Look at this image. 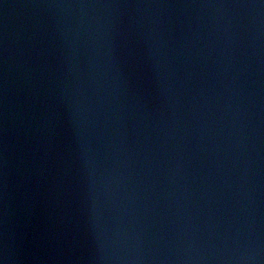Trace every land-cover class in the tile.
<instances>
[{
    "label": "water",
    "instance_id": "95a60500",
    "mask_svg": "<svg viewBox=\"0 0 264 264\" xmlns=\"http://www.w3.org/2000/svg\"><path fill=\"white\" fill-rule=\"evenodd\" d=\"M0 264H264V0H0Z\"/></svg>",
    "mask_w": 264,
    "mask_h": 264
}]
</instances>
